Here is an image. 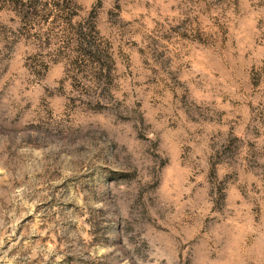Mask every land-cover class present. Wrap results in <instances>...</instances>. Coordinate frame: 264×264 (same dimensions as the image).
<instances>
[{
  "label": "rangeland",
  "instance_id": "374dc122",
  "mask_svg": "<svg viewBox=\"0 0 264 264\" xmlns=\"http://www.w3.org/2000/svg\"><path fill=\"white\" fill-rule=\"evenodd\" d=\"M0 264H264V0H0Z\"/></svg>",
  "mask_w": 264,
  "mask_h": 264
}]
</instances>
